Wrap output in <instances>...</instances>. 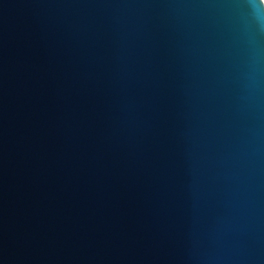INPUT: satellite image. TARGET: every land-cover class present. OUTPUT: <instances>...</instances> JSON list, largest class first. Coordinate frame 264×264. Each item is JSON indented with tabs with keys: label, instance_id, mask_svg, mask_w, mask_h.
I'll return each mask as SVG.
<instances>
[{
	"label": "water",
	"instance_id": "95a60500",
	"mask_svg": "<svg viewBox=\"0 0 264 264\" xmlns=\"http://www.w3.org/2000/svg\"><path fill=\"white\" fill-rule=\"evenodd\" d=\"M0 264H264V10L0 0Z\"/></svg>",
	"mask_w": 264,
	"mask_h": 264
},
{
	"label": "clouds",
	"instance_id": "9594fccd",
	"mask_svg": "<svg viewBox=\"0 0 264 264\" xmlns=\"http://www.w3.org/2000/svg\"><path fill=\"white\" fill-rule=\"evenodd\" d=\"M253 2H254V4H255V6L258 7L260 10H264V8L259 7V6L255 3V0H253Z\"/></svg>",
	"mask_w": 264,
	"mask_h": 264
},
{
	"label": "bare ground",
	"instance_id": "6f19581e",
	"mask_svg": "<svg viewBox=\"0 0 264 264\" xmlns=\"http://www.w3.org/2000/svg\"><path fill=\"white\" fill-rule=\"evenodd\" d=\"M264 1V0H263Z\"/></svg>",
	"mask_w": 264,
	"mask_h": 264
}]
</instances>
